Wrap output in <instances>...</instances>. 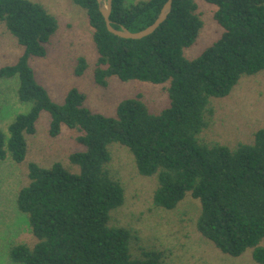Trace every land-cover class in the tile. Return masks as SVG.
Segmentation results:
<instances>
[{
	"label": "trees",
	"instance_id": "trees-1",
	"mask_svg": "<svg viewBox=\"0 0 264 264\" xmlns=\"http://www.w3.org/2000/svg\"><path fill=\"white\" fill-rule=\"evenodd\" d=\"M86 11L97 51L94 81L107 88L113 77L122 82L169 83L170 104L159 114L150 112L142 96L117 106L116 117L93 113L87 95L72 89L62 105L52 101L30 65L32 57H46V45L59 29L58 19L42 4L28 0H0V22L24 48L11 66L0 69V81L17 78V97L30 104L17 115L8 137L0 129V160L24 162L25 134L36 133L43 111L52 116L50 136L62 125L76 132L85 150L69 157L75 172L55 164L29 166V184L16 196L17 210L28 221L37 242L14 244V264H166L164 251L146 249L137 232L111 226V212L125 203V188L107 166L110 147L129 149L138 172L156 177L154 205L172 211L187 195L200 201L197 229L220 252L237 258L253 250L264 264V128L254 143L234 148L209 146L199 136L214 115L212 98L228 97L244 76L264 72V0H205L216 8L214 20L221 36L196 58L193 47L204 27L194 0H173L167 20L150 36L127 40L107 29L97 0H72ZM113 0L112 26L141 32L155 23L168 0H145L127 5ZM88 70L78 60L75 74ZM139 254H134L133 246Z\"/></svg>",
	"mask_w": 264,
	"mask_h": 264
},
{
	"label": "rangeland",
	"instance_id": "rangeland-1",
	"mask_svg": "<svg viewBox=\"0 0 264 264\" xmlns=\"http://www.w3.org/2000/svg\"><path fill=\"white\" fill-rule=\"evenodd\" d=\"M28 1L42 4L59 22L58 32L46 45V57L30 59L37 81L54 103L64 104L68 93L78 89L88 97L86 107L106 117H116L118 104L138 95L142 96V101L153 114L169 107V83L122 82L116 77L109 80L107 88L95 83L93 73L97 51L93 29L83 8L72 0ZM141 1L145 0H127L126 3L130 6ZM194 1L204 27L197 43L185 51L189 59L198 57L222 33V28L214 20L216 8L205 0ZM23 52L24 48L0 22V69L14 65ZM82 57L88 63V70L78 77L75 70ZM18 87L17 78L0 81V129L7 137L9 125L16 116L27 114L31 108L30 104H21L18 100ZM210 106L214 115L209 118L210 126L199 136L202 142L230 148L239 143H254V135L264 128V72L244 76L228 97L212 98ZM51 121V114L43 111L36 123V133L25 134L28 150L23 163L15 164L10 158L0 160V264H14L8 255L12 245L24 243L32 246L37 242L27 218L15 204L18 192L30 183V164L42 168L61 164L75 172L80 171L69 161L70 155L85 150L76 142V132L62 125L59 136L53 138L50 136ZM110 151L112 160L107 168L125 188V203L111 212V226L137 232L144 248L166 253V264H258L253 259L252 249L234 258L223 254L201 236L197 229L200 201L190 194L172 211L156 207L157 178L139 174L135 158L128 148L113 144ZM133 251L139 254L135 245Z\"/></svg>",
	"mask_w": 264,
	"mask_h": 264
},
{
	"label": "water",
	"instance_id": "water-1",
	"mask_svg": "<svg viewBox=\"0 0 264 264\" xmlns=\"http://www.w3.org/2000/svg\"><path fill=\"white\" fill-rule=\"evenodd\" d=\"M97 1L99 4V10L105 19L108 31L114 34L115 36L127 40H141L145 37L152 35L167 20L169 14L172 11V5H173V0H168L154 24H152L147 29L141 32L133 33L126 28L117 30L112 26V23L110 21V16L113 9V0H97Z\"/></svg>",
	"mask_w": 264,
	"mask_h": 264
}]
</instances>
